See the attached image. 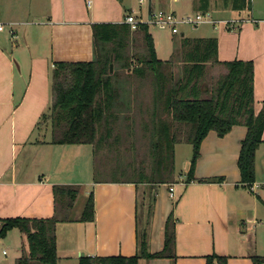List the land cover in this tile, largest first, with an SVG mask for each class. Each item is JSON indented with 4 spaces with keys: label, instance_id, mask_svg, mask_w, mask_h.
<instances>
[{
    "label": "crops",
    "instance_id": "crops-1",
    "mask_svg": "<svg viewBox=\"0 0 264 264\" xmlns=\"http://www.w3.org/2000/svg\"><path fill=\"white\" fill-rule=\"evenodd\" d=\"M151 1L152 10L174 13L176 1L181 10L185 7L178 16L203 12L196 9L199 0ZM148 6L149 0H0V22L5 23L0 31V219L52 217L54 186L73 185L79 188L78 195L93 193L94 218L81 220L84 206L77 208L76 198L69 219L56 226L58 264H79L85 255H136L143 230L149 252H161L171 214L174 255L142 256L138 264H207L213 254L227 257V264H255L254 256L264 257V131L256 151V179L248 186L238 166L247 134L243 124L224 136L214 130L208 133L190 181L191 160L179 172L175 158L177 179L172 183L96 181L91 144L52 143L49 121L38 125L52 104L54 64L92 60V24L122 22L130 12L144 22ZM206 12L217 19L245 21L237 30L208 22L191 25L194 34L180 30V24H161L181 33L173 51L184 37H216L220 60H252L259 112L264 100V0H249L242 9H235L232 0H210ZM156 51L160 59H168ZM25 240L17 227L0 238V249L8 246L14 253L9 256L4 249L0 264H16L27 249Z\"/></svg>",
    "mask_w": 264,
    "mask_h": 264
},
{
    "label": "trees",
    "instance_id": "trees-1",
    "mask_svg": "<svg viewBox=\"0 0 264 264\" xmlns=\"http://www.w3.org/2000/svg\"><path fill=\"white\" fill-rule=\"evenodd\" d=\"M209 1L199 0L196 9L206 12ZM232 2L235 9L249 4V0ZM92 29V60L54 64L52 104L38 123L42 127L44 121H49L52 143L91 144L95 180L115 181L119 177H106L110 174L100 153L108 149L110 140L119 135L121 121L125 119L130 124L138 109L148 117L143 125L152 142L153 165L150 172L141 167L126 173L122 170L126 175L122 178L139 183H172L177 179V143H188L193 147L187 174V181H190L200 156L201 143L208 133L214 130L224 136L234 125L243 124L247 127V134L242 141L238 166L243 183L249 186L255 181L256 151L264 131V100L257 112L252 60H220L216 37H184L168 59H160L150 25L145 22L135 30L125 21L98 22L92 24ZM130 44L140 46V52L131 54ZM113 62H117L119 70L126 73L122 77L126 80H122L119 72L110 70ZM129 81L137 87H149L131 92L137 98L144 97V101H134L125 92L126 86L131 84ZM114 172H118L117 169ZM54 193L56 212L52 217L0 219V238L15 227L26 236L27 249L16 264H58L56 226L58 221L69 219L79 188L57 184ZM93 218L94 197L90 192L81 220ZM175 243V221L171 214L166 223L165 247L161 252H149L147 230H143L138 254L85 255L80 257L79 264H138L142 256L172 257ZM254 261L262 264L264 257L254 256ZM207 264H227V257L210 255Z\"/></svg>",
    "mask_w": 264,
    "mask_h": 264
},
{
    "label": "rangeland",
    "instance_id": "rangeland-1",
    "mask_svg": "<svg viewBox=\"0 0 264 264\" xmlns=\"http://www.w3.org/2000/svg\"><path fill=\"white\" fill-rule=\"evenodd\" d=\"M216 1V0H215ZM218 2H223V0H218ZM185 8V7H184ZM180 9L179 3L174 1L173 8L176 13L180 14V12L184 11ZM187 15V14H184ZM182 15V16H184ZM213 16V15H212ZM219 19V18H218ZM179 29H185L186 33L194 34L195 30L191 27V25L187 24H180ZM224 27V26H223ZM227 30H230L224 27ZM150 29L152 35L155 40L156 48L158 50V55L163 58H169L171 52L173 51V47L178 43L177 37L180 36L181 33H175L170 27L167 25H155L150 23ZM133 30V29H132ZM140 46H134V44H130V53L133 54L135 52H140ZM119 65L117 62H113V70L119 72L121 78L125 76L126 73L124 71L119 70ZM120 78V79H121ZM122 80H126L122 78ZM131 81H129L130 83ZM142 90L144 88H148L146 86L137 87V84L131 82L128 86H126L127 94L132 98V100L136 101L137 99L139 102L145 100L144 97L137 98L135 95H131V92L135 91L136 89ZM135 114V117L132 118L130 121L131 125L124 119L121 121L119 135L115 140L111 139L110 144L107 148L101 151V156L103 160L104 166L107 165V170L109 171L110 176L106 177H119L122 178L124 175L123 172H130L133 168H143L150 172L152 165H153V158H152V142L150 140L149 133L145 130V126L143 125L144 122L147 120V115L141 111H138ZM117 127V128H118ZM115 132V133H116ZM193 153V147L191 144L188 143H178L176 144L175 149V158H176V166L178 171H183L185 169L187 161L191 160ZM117 169L118 172H114ZM123 170V172H122ZM114 172V173H113ZM125 172V173H126ZM132 172V171H131ZM105 176V175H104ZM128 176H130L128 174ZM133 176H136L133 174ZM87 199L86 192H81L76 201V207H83L85 200ZM26 242V240H25ZM6 250L9 256H11L13 251L8 247L4 246L0 249V254L5 256L3 250Z\"/></svg>",
    "mask_w": 264,
    "mask_h": 264
},
{
    "label": "built area",
    "instance_id": "built-area-1",
    "mask_svg": "<svg viewBox=\"0 0 264 264\" xmlns=\"http://www.w3.org/2000/svg\"><path fill=\"white\" fill-rule=\"evenodd\" d=\"M142 2H148V0H139ZM124 21L130 24L131 29L135 30L138 28L139 24L143 22L138 19L134 12L127 13L124 17ZM245 21L243 18H214L210 13L197 12L193 14H187L184 16H178L174 12H167L165 10H152L151 18H148L145 23L151 24H167L170 26H175L178 24H190L197 27L203 23H211L217 26H224L230 30H237L239 26ZM5 29V23L0 22V31ZM12 35L15 34L14 30L11 28ZM174 187L170 185V193L173 196Z\"/></svg>",
    "mask_w": 264,
    "mask_h": 264
},
{
    "label": "water",
    "instance_id": "water-1",
    "mask_svg": "<svg viewBox=\"0 0 264 264\" xmlns=\"http://www.w3.org/2000/svg\"><path fill=\"white\" fill-rule=\"evenodd\" d=\"M152 14V1L149 0V6H148V17L151 18ZM110 70H113V63L110 64Z\"/></svg>",
    "mask_w": 264,
    "mask_h": 264
}]
</instances>
